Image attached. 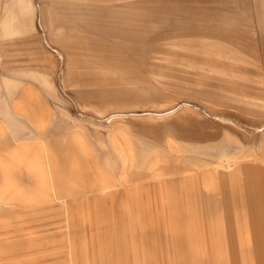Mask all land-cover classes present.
<instances>
[{
    "label": "rangeland",
    "instance_id": "1",
    "mask_svg": "<svg viewBox=\"0 0 264 264\" xmlns=\"http://www.w3.org/2000/svg\"><path fill=\"white\" fill-rule=\"evenodd\" d=\"M0 264H264V0H0Z\"/></svg>",
    "mask_w": 264,
    "mask_h": 264
},
{
    "label": "crops",
    "instance_id": "2",
    "mask_svg": "<svg viewBox=\"0 0 264 264\" xmlns=\"http://www.w3.org/2000/svg\"><path fill=\"white\" fill-rule=\"evenodd\" d=\"M66 54H68V53L66 52ZM67 58H68V55H67ZM67 78L69 79V81L71 83H73L75 85L80 84L81 86H84V85L91 84L90 81H88L89 78H86L80 72L76 73V75H74V73H72V74L67 73ZM77 93L79 94V96L84 95V92H82V90L77 91ZM107 93H112V92H101L102 95L100 97H104L105 94H107ZM235 173L236 172H233V174H235ZM216 174H217V176H224L225 179H228V178H226V176H230L232 173H227L226 171L220 169V171H217ZM187 176H213V175H212V173H210L208 171H202V172H189L187 174ZM229 185H230V187H233V186H231V184H229Z\"/></svg>",
    "mask_w": 264,
    "mask_h": 264
}]
</instances>
